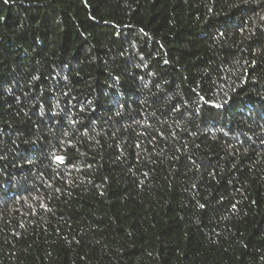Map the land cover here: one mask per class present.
<instances>
[{"label":"trees","instance_id":"trees-1","mask_svg":"<svg viewBox=\"0 0 264 264\" xmlns=\"http://www.w3.org/2000/svg\"><path fill=\"white\" fill-rule=\"evenodd\" d=\"M0 264H264V0H0Z\"/></svg>","mask_w":264,"mask_h":264},{"label":"snow or ice","instance_id":"snow-or-ice-1","mask_svg":"<svg viewBox=\"0 0 264 264\" xmlns=\"http://www.w3.org/2000/svg\"><path fill=\"white\" fill-rule=\"evenodd\" d=\"M59 159V158H58Z\"/></svg>","mask_w":264,"mask_h":264}]
</instances>
